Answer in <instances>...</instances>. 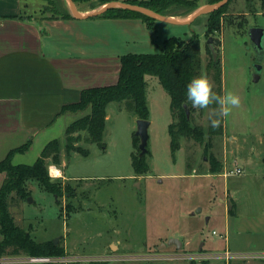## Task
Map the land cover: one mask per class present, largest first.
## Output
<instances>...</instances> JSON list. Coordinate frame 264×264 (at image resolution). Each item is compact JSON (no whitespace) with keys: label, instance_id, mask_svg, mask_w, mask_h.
Returning a JSON list of instances; mask_svg holds the SVG:
<instances>
[{"label":"rangeland","instance_id":"obj_1","mask_svg":"<svg viewBox=\"0 0 264 264\" xmlns=\"http://www.w3.org/2000/svg\"><path fill=\"white\" fill-rule=\"evenodd\" d=\"M192 1L197 8L208 4V0ZM24 2L27 17L40 24L52 19V12L44 7L46 1ZM102 2L81 0L76 5L79 10L92 9L101 7ZM65 3L71 11L67 0ZM185 11L168 12L186 17ZM226 14L232 21L224 19L221 30L211 35L206 31L207 14L189 24L155 18V31L140 19L126 26L124 20L113 21L124 26L118 27L109 48L122 54L159 52L165 39H189L198 32L202 42L199 75L206 73L215 86L214 70H208L214 59L207 43L211 36L215 59L223 67V94L231 91L239 95L241 105L223 119V133L212 137L206 134L209 109L195 108L194 121L204 127L205 138L201 142L182 138L173 155L171 97L157 76L147 74L150 124L145 157L150 170L140 175L132 165V155L140 152V138L134 143L138 117L125 102L113 101L107 108L105 147L84 140L77 143L88 149L89 155L77 151L68 155L66 151V127L85 112L62 113L54 127L40 134L13 162L34 163L48 139L58 138L60 163L50 160L48 166L55 164L71 177L61 178L66 191L49 193L31 182V198L14 197L10 211L19 225L32 230L35 239L58 238L65 259L33 263L20 255L1 258L0 264H230L227 254L264 251V54L257 72V50L248 33L251 26L264 28V10L249 11L246 0H234ZM114 25L104 30L114 31ZM214 160L222 165L221 170L212 169ZM172 238L182 240V246L168 245ZM246 259L257 264L264 260L261 256L232 260L244 264Z\"/></svg>","mask_w":264,"mask_h":264},{"label":"trees","instance_id":"obj_2","mask_svg":"<svg viewBox=\"0 0 264 264\" xmlns=\"http://www.w3.org/2000/svg\"><path fill=\"white\" fill-rule=\"evenodd\" d=\"M45 8L52 12L50 18H71L73 14L68 9L65 0H44ZM81 0H74L78 2ZM110 0H103L102 4ZM219 0H208V3ZM234 0H229L223 6L206 13L208 22L207 33L214 34L221 30L222 22L231 16L226 14L227 9ZM129 3L139 4L151 8L157 12L174 15L172 12L186 8L185 13L190 14L197 7L192 0H127ZM249 11L260 7L264 10V0H246ZM98 16L112 18H142L151 31L156 30L155 18L144 13L132 11L122 7L109 8ZM29 18L23 13L13 16ZM198 18V17H197ZM196 18V19H197ZM245 17L239 21V27L244 23ZM40 24V22H38ZM208 43V42H207ZM202 42L198 32L194 31L189 39L179 36H171L165 39L159 52H129L121 56V68L116 83L103 86L84 88L80 99L62 107L60 114L66 111L85 112L82 116L70 122L66 127V151L80 152L89 155V150L77 143H97L101 147L106 146L104 133L107 124V108L113 101L125 102L128 110L134 112L138 118L149 119V105L147 100L146 75L151 74L159 78L160 83L168 91L171 97L170 108L172 122L169 125L171 134V150L173 155L181 146L182 138H193L199 142L205 138L204 127L194 121L195 108L186 98V86L200 73L202 66ZM214 56V55H213ZM209 71L214 70L215 86L213 91L223 95V67L220 60L215 58L208 64ZM185 105L190 113H187ZM224 131L223 120L219 128L208 127L206 134L210 137L222 134ZM139 137L134 136V143ZM32 140L11 149L0 160V171L6 173L0 187V232L3 237L0 240V258L13 255L49 256L52 258L65 257L63 246L53 240H37L32 235L30 228L19 225L10 211V203L14 197L27 198L31 193L30 183L35 182L44 191L61 195L66 191L67 184L63 180H50L48 162L51 160L60 163L62 145L58 138L49 140L43 147L41 154L32 164L14 163V155L18 152H26L30 149ZM139 148V146H138ZM140 150V149H139ZM149 151V150H148ZM147 151V153H148ZM146 153V154H147ZM145 154V155H146ZM145 155H132V165L137 175L146 174L150 170ZM216 162V163H215ZM222 165L214 160L213 170H221ZM49 264V263H47ZM82 264V263H71Z\"/></svg>","mask_w":264,"mask_h":264},{"label":"crops","instance_id":"obj_3","mask_svg":"<svg viewBox=\"0 0 264 264\" xmlns=\"http://www.w3.org/2000/svg\"><path fill=\"white\" fill-rule=\"evenodd\" d=\"M24 1L0 0V160L11 149L29 139L33 144L40 134L54 127L62 107L78 101L84 88L117 82L121 56L125 53L110 49L109 45L116 39L118 27L123 28L124 24L113 21L124 20L126 26L140 19L148 28L139 17L99 19L101 16L73 15L47 19L43 24L29 18L4 17L25 15L23 8L27 2ZM113 24L117 31L104 30ZM89 27L96 31H89ZM55 166L62 171L64 179L71 178ZM5 176L0 171V187ZM2 237L0 232V240ZM232 259L230 264L241 261ZM243 262L257 264L247 259Z\"/></svg>","mask_w":264,"mask_h":264},{"label":"water","instance_id":"obj_4","mask_svg":"<svg viewBox=\"0 0 264 264\" xmlns=\"http://www.w3.org/2000/svg\"><path fill=\"white\" fill-rule=\"evenodd\" d=\"M68 1V5L73 13L74 16L78 17V18H87V17H93V16H98L100 14H102L103 12H105L107 9L109 8H114V7H122V8H126L132 11H137V12H141L144 13L148 16H151L153 18H157V19H161V20H165L168 22H172V23H181V24H189L192 21H194L197 17L206 14L208 12H211L221 6H223L224 4H226L229 0H219L217 2H213V3H208L205 4L204 6H201L199 8H197L196 10H194L193 12H191L190 14H188L186 17H176L173 15H166L160 12H157L151 8H148L146 6H142L139 4H134V3H129L127 1H120V0H110L106 3H104L101 7L96 8L90 12H83L81 10H79V8L77 7L76 3L74 2V0H67ZM250 39L255 47V49L260 52L258 54L257 57V62H256V68H257V72L261 69V65L259 64L260 58L263 56L264 54V28L258 25L255 26H251L248 30ZM212 41V37L210 36L207 40L214 58H216L217 56V52L213 46V44L211 43ZM255 73V79L259 78V74ZM185 108L187 110V113H190V110L188 108L187 105H185ZM150 121L149 119H144V118H138V127H137V131H136V135L140 138V143H139V149H140V155H145L148 151L147 148V144H148V139H149V134H148V127H149ZM28 198H31L30 196ZM55 243L58 241V238H55L53 240ZM171 243H175L178 247H181L182 243L180 240L172 238L171 240L168 241V245ZM164 244V245H167Z\"/></svg>","mask_w":264,"mask_h":264},{"label":"clouds","instance_id":"obj_5","mask_svg":"<svg viewBox=\"0 0 264 264\" xmlns=\"http://www.w3.org/2000/svg\"><path fill=\"white\" fill-rule=\"evenodd\" d=\"M213 88L214 84L208 75L201 73L186 86V98L194 108L209 109L207 115L210 127L217 129L221 126L222 120L230 116L233 109L240 107L241 99L239 95L231 91L218 95ZM212 105L216 107H210ZM48 171L50 180L62 178V171L55 165H49Z\"/></svg>","mask_w":264,"mask_h":264},{"label":"built area","instance_id":"obj_6","mask_svg":"<svg viewBox=\"0 0 264 264\" xmlns=\"http://www.w3.org/2000/svg\"><path fill=\"white\" fill-rule=\"evenodd\" d=\"M236 172H241V169L240 168H236L235 169ZM233 172V171H231ZM13 256H20V255H13ZM13 256H5V257H1V258H8V257H13ZM24 256V260H27L29 262H48V261H52V260H62V259H65V257H57V258H52V257H49V256H27V255H23ZM239 256H243V257H251V256H261L264 258V251L263 252H255V253H238V252H235V253H231L229 256L228 254L226 255V259H231V258H234V257H239ZM205 257H213V256H208V255H205ZM217 257H219V255H217ZM0 258V260H1ZM15 258H18L20 259L19 257H15ZM20 260H23V259H20Z\"/></svg>","mask_w":264,"mask_h":264},{"label":"flooded vegetation","instance_id":"obj_7","mask_svg":"<svg viewBox=\"0 0 264 264\" xmlns=\"http://www.w3.org/2000/svg\"><path fill=\"white\" fill-rule=\"evenodd\" d=\"M259 53H260V52L257 51V57H258V54H259Z\"/></svg>","mask_w":264,"mask_h":264}]
</instances>
